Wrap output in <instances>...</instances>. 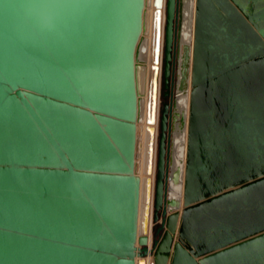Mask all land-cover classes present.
I'll return each mask as SVG.
<instances>
[{
	"label": "water",
	"instance_id": "1",
	"mask_svg": "<svg viewBox=\"0 0 264 264\" xmlns=\"http://www.w3.org/2000/svg\"><path fill=\"white\" fill-rule=\"evenodd\" d=\"M179 2L167 0L149 246L138 236L135 172L145 0H0V264H137L149 254L167 264L173 248L171 264H264V220L236 233L217 226L224 236L196 252L174 244L179 214H168L167 192Z\"/></svg>",
	"mask_w": 264,
	"mask_h": 264
},
{
	"label": "bare ground",
	"instance_id": "2",
	"mask_svg": "<svg viewBox=\"0 0 264 264\" xmlns=\"http://www.w3.org/2000/svg\"><path fill=\"white\" fill-rule=\"evenodd\" d=\"M263 8L264 0L179 2L167 211L179 214L174 244L190 252L224 236L217 226L236 233L264 220V115L256 110L264 106ZM166 22L167 0H145L136 59L135 172L141 179L138 236L148 237L149 246L159 134L157 79ZM137 264H155L154 256L137 258Z\"/></svg>",
	"mask_w": 264,
	"mask_h": 264
},
{
	"label": "rangeland",
	"instance_id": "3",
	"mask_svg": "<svg viewBox=\"0 0 264 264\" xmlns=\"http://www.w3.org/2000/svg\"><path fill=\"white\" fill-rule=\"evenodd\" d=\"M178 31V30H177ZM162 65L160 67V70H159V75H158V86H159V95L158 97L159 98V104H160V108H159V113H158V123L160 121V116H161V109H162V105H163V102H164V99H163V64H164V57L162 56ZM178 72V49H177V53H176V63H175V86H174V96L176 94V87H177V82H178V78H177V73ZM160 77V78H159ZM160 80V81H159ZM263 107H260V110L262 111ZM252 110V109H251ZM259 110V108L257 109ZM253 111V110H252ZM264 113V112H263ZM261 112V114H263ZM160 133V131H159ZM158 140H159V134H158ZM172 144V142H171ZM172 146V145H171ZM157 150H158V146H157ZM158 225L155 224V222H153V230H152V233L155 234V229Z\"/></svg>",
	"mask_w": 264,
	"mask_h": 264
},
{
	"label": "snow or ice",
	"instance_id": "4",
	"mask_svg": "<svg viewBox=\"0 0 264 264\" xmlns=\"http://www.w3.org/2000/svg\"><path fill=\"white\" fill-rule=\"evenodd\" d=\"M157 2H159V0H157ZM159 28H160V14L157 13L156 14L157 45L159 44ZM153 99H155V96H153Z\"/></svg>",
	"mask_w": 264,
	"mask_h": 264
}]
</instances>
